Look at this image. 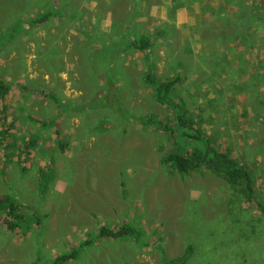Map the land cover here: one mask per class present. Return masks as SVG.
Returning <instances> with one entry per match:
<instances>
[{
    "label": "rangeland",
    "instance_id": "1",
    "mask_svg": "<svg viewBox=\"0 0 264 264\" xmlns=\"http://www.w3.org/2000/svg\"><path fill=\"white\" fill-rule=\"evenodd\" d=\"M141 1L148 9L154 2ZM127 3L0 0V195L39 217L12 231L0 209V264H54L75 247L76 258L58 264H164L186 249L185 264H264L261 210L211 171L177 173L163 161L169 137L145 123L171 116L145 83V67L158 79L181 75L174 99L213 146L251 171L264 203V22L256 0H167L168 23L147 17L140 25L126 16ZM53 6L45 23H22ZM187 10L191 23L175 29ZM139 33L150 40L145 56L124 49ZM25 139L37 145L22 169V146L14 145ZM124 224L142 237L97 234ZM86 237L92 242L79 246Z\"/></svg>",
    "mask_w": 264,
    "mask_h": 264
},
{
    "label": "trees",
    "instance_id": "2",
    "mask_svg": "<svg viewBox=\"0 0 264 264\" xmlns=\"http://www.w3.org/2000/svg\"><path fill=\"white\" fill-rule=\"evenodd\" d=\"M256 5L260 13L263 15L264 22V0H256ZM51 12H46L30 20L29 23H40L48 19ZM133 48L142 52L145 55L150 49V40H143L142 38L133 39L131 43L126 46V49ZM144 81L148 84L154 93V97L158 103L167 107L170 111V117L167 120H160L156 117H149L145 119L147 126H153L154 128L163 131L169 137L173 148L166 151L163 156V161L170 167H172L177 173L184 174L192 172L193 170H208L213 174L222 177L231 186H235V192L242 194L246 201H252L257 208L261 210L264 215V203L255 198L251 171L243 164L238 163L237 160L230 155L227 151H222L213 146L208 138H206L202 129L196 124V122L189 116L187 108L174 99V90L181 83V75H171L169 79L156 78L153 73L152 66H147L145 69ZM155 75V76H154ZM6 96V84L0 83V101ZM4 117H0L3 121ZM40 124L46 125V122L39 121ZM58 133V132H57ZM2 137L1 139H5ZM0 139V155L3 152ZM178 142H181L180 144ZM37 143L33 139L19 140L15 143V149L18 150L21 147V151L17 155V163L20 162V167L24 169L25 163L31 158V149L36 147ZM60 145L63 147L64 143L60 140ZM190 149H187L188 146ZM183 147L184 150L180 151ZM17 153V152H15ZM49 169L48 167H44ZM42 168V169H44ZM39 168V170H42ZM40 174V173H39ZM240 187V188H238ZM20 204H16L15 200L10 195H0V209L7 215L6 228L9 230H15L25 225H30L34 221L36 224L39 222L37 218H31L33 216H26L20 211ZM33 220V221H32ZM101 237L117 238L122 235H128L133 240L140 239L141 230L130 227L128 225H121L120 227H101L97 233ZM92 242L91 237H86L79 246H87ZM76 248V247H75ZM71 249L69 252L58 255L54 260V264H58L64 261H70L75 259L79 250ZM190 250L186 249L184 253L175 258H165L164 264H185L189 259Z\"/></svg>",
    "mask_w": 264,
    "mask_h": 264
},
{
    "label": "crops",
    "instance_id": "3",
    "mask_svg": "<svg viewBox=\"0 0 264 264\" xmlns=\"http://www.w3.org/2000/svg\"><path fill=\"white\" fill-rule=\"evenodd\" d=\"M153 1L154 2H150V7L148 9V7L146 5H144L141 0H128V3L126 4V8L124 9V12H125L126 16L130 15V22L139 20V25H140L143 21H145L147 19V17H154L157 20H159L160 23L166 22L167 21V19H166L167 0H159L158 2H155V0H153ZM119 3L121 5L124 4L122 1H120ZM54 7L55 6H53L51 8H48V7L44 8V10H45L44 13L51 12V14H50V16L48 17L47 20H45L43 22H40V23H29L30 20H32L33 18L37 17V16H34V17H32V18H30L28 20L23 21L22 23L24 25H27V26H30V27L31 26H35V25H41V24L45 23L46 21H48L50 19V17L54 14L55 11H54V9H52ZM179 14H181V13H179ZM184 14H185V17H186L185 19H183L182 17L178 16V19H176V21L175 20L172 21L173 24H174L173 27L175 29H178L180 24L183 23V22L187 26L191 23L192 16H193L192 11L191 10L190 11L187 10V12H184ZM166 23H168V22H166ZM101 27L102 28H108V30H109L111 28V24H109V23L108 24H104ZM139 38H142V34H140V33L139 34H129L128 41L125 44L124 49L125 50H130L132 52H137V53L139 52V53L143 54L142 52H140L138 50H135L133 48L126 49V46L129 44V42L131 43V41L133 39H139ZM145 40H149V39H145ZM102 53H103V51H102ZM99 56H100V52L97 54L96 59H99ZM110 57H111L110 61L116 60V57H114L113 54L112 55L110 54ZM145 69H146V67H145ZM51 98H52V100L54 102L58 103L53 97H51ZM38 121H43V120H38ZM43 122H45V121H43ZM47 123H50V122H47ZM4 136H5L4 133L0 130V139L2 137H4ZM1 144H2V148H3L2 139H1ZM12 154H14L16 156L15 152H12ZM2 155H3V152L0 155V159H1Z\"/></svg>",
    "mask_w": 264,
    "mask_h": 264
}]
</instances>
